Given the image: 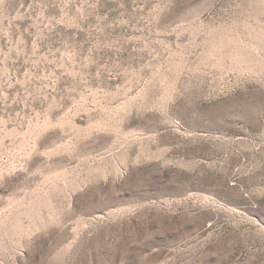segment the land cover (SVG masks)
I'll use <instances>...</instances> for the list:
<instances>
[{
  "label": "rangeland",
  "instance_id": "obj_1",
  "mask_svg": "<svg viewBox=\"0 0 264 264\" xmlns=\"http://www.w3.org/2000/svg\"><path fill=\"white\" fill-rule=\"evenodd\" d=\"M0 264H264V0H0Z\"/></svg>",
  "mask_w": 264,
  "mask_h": 264
}]
</instances>
